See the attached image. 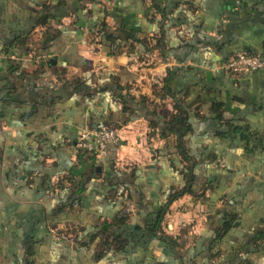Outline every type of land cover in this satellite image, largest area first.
Listing matches in <instances>:
<instances>
[{"label":"crops","instance_id":"crops-1","mask_svg":"<svg viewBox=\"0 0 264 264\" xmlns=\"http://www.w3.org/2000/svg\"><path fill=\"white\" fill-rule=\"evenodd\" d=\"M112 1L128 27L138 31L139 36L152 35L155 23H149L144 15L148 0ZM158 1L168 9L173 6L171 13L175 15L180 7L191 9L187 15L192 19L185 28H168L167 46L171 49L166 58L156 49L143 53L136 45L132 54L125 51L108 56L99 44L87 43L94 36L83 37L84 41L68 39L71 29L61 32V41L53 45V51L40 55L38 46L30 43L41 29L38 25L32 28L31 23L35 4L41 0H0V49L9 51L11 59L0 61V264H182L169 246L145 235L137 227L139 222L130 219L124 225L129 235L125 236L127 243L122 251L106 250L99 238L85 245L75 243L73 238L63 241L55 236L54 229L64 226L78 234L94 231L100 221L52 226L47 218L51 206H55L51 191H56L59 184L71 188L79 180L75 177L69 183L68 173L76 164L74 141L88 125L91 104L80 103L76 95L56 100L50 83L57 85L63 78L82 75L77 64H64L78 56L90 61L93 72L132 74L135 80L130 83L131 92L145 96L149 102L154 97L151 83L160 82L166 69L206 68L211 62L206 70L213 73V98L223 101V115L228 119V139L217 145L223 146V163L228 168L225 183L210 187L205 201L191 202L188 196L178 199L170 205L162 225L169 236L181 235L178 251L183 264H264V70L237 77L215 70L222 66L226 54L264 52V0ZM106 21L111 30L121 22L111 16ZM203 37L215 39L222 47L211 48L208 44L205 48L195 42ZM179 38L192 39L197 55L188 57ZM137 50L140 52L135 53ZM142 56L149 60L140 62L137 57ZM156 56L160 60L151 63ZM52 58L54 62H50ZM39 63H43L44 70L36 74ZM15 64L22 70L11 69ZM63 66L59 74L54 72ZM146 81L148 91L140 88ZM157 96L153 103L160 102L161 96ZM148 127L145 119L122 126L121 135L127 144L117 148L116 162L117 166L129 162L146 167L140 185L156 207L172 178L159 165L148 164L156 148L165 142L159 137L158 144H154ZM124 155L131 159L126 160ZM224 195L228 199L222 203L219 198ZM84 210L87 212V207ZM114 210L116 207H105L103 213L112 216ZM222 213H228V231L214 239Z\"/></svg>","mask_w":264,"mask_h":264},{"label":"trees","instance_id":"trees-1","mask_svg":"<svg viewBox=\"0 0 264 264\" xmlns=\"http://www.w3.org/2000/svg\"><path fill=\"white\" fill-rule=\"evenodd\" d=\"M148 1L147 9L143 5L144 15L149 23H155L156 28L152 30L150 36H139L138 31L123 22L122 13L114 7L112 0H41L40 3L35 4L33 13L35 18L31 19L32 28L38 25L41 29L39 35H35L30 44L38 46L40 55L46 54L53 51V45L59 44L62 31L71 29L73 33L68 39L76 40L75 33L82 34L85 29V37L93 38L94 36L97 44L108 56L122 52L127 45L130 46L132 54L136 45L138 49L142 48L143 53L156 49L166 58L171 49L167 46L170 39L168 28H171V25L185 28L192 17L187 15L189 8L183 10L180 7L175 15L171 13L173 6L168 9L158 0ZM175 5L176 10L178 3ZM86 8H90L92 14L89 15L87 24L83 28L82 16ZM30 11H33L31 5ZM108 16L121 20L113 30L110 29L111 26L109 28L106 21ZM174 32L177 31L174 30ZM22 38L26 39L27 35ZM179 40L182 46L187 48V56L191 58L197 55L195 42L205 48L208 44L211 48L222 47L218 41L210 37H203V40L198 38L195 42L192 39L185 41L179 38ZM28 52L25 54L28 55ZM238 53L264 54V52ZM238 53L235 52L229 57L226 54L221 61L222 66L215 70L236 77L247 74L236 75L223 67L230 57ZM9 59L10 52L0 49V61ZM69 59L65 60L64 64H77L83 74L69 79L63 78L57 85L50 82L51 88L55 90L56 100L76 95L80 103L91 104L88 110V125L84 128L89 131L114 129L120 139L123 138L122 126L138 119H145L155 128L159 137L165 139V142L156 148L148 164L159 165L167 171L172 178V183L163 191L162 201L154 207L140 185V177L146 167L129 162L126 164L121 162L117 166V145H107L104 155H99L92 137L86 139L93 144L90 151L78 147L80 131L74 141L76 164L70 168L68 182L72 183L75 177L79 180L72 184L71 188H63L59 184L56 191H51L55 194L54 197L52 196V204L55 206L52 205L51 211L48 212V221L55 226L56 222L80 224L82 221L98 219L100 221L96 224L94 231L88 230L74 234V242L89 245L99 238V244L106 250L119 251L125 248L127 243L125 236L129 235L126 230L128 228L124 226L126 221L129 219L137 221L140 225L137 227L142 229L145 235L169 246L174 256L183 264V258L178 251L180 234L171 237L162 225L168 209L184 196H188L191 202L207 200L206 191L210 187L217 186L218 182L223 185L225 173L228 172V168L223 163L225 155L223 146L221 148L217 146L223 145L228 139V119L223 115V101L213 98V83L205 78L206 68L211 66V62L207 63L210 65L205 63L206 68L173 66L166 69L157 94L161 96V100L159 103H151L145 96H136L131 92L130 83L135 80L132 74L113 70L93 72L90 61L85 58L78 56ZM11 69L22 70L17 64ZM42 70L44 65L39 63L36 74ZM60 70H64V66L54 69V72L59 74ZM193 76L195 77L193 81L187 80ZM203 105L207 107L204 108ZM87 160L88 164H86ZM227 199V195L219 198L222 203ZM86 207L87 212L84 210ZM105 207H116V210L111 213L112 216H107L103 213ZM222 214L224 215L218 218L220 226L215 231L214 239H220L228 231V213ZM133 227L136 230L135 226ZM56 230L55 236L65 241V237L61 235L62 231ZM72 230L67 228L65 232L68 231L71 236ZM85 230L86 228L83 231Z\"/></svg>","mask_w":264,"mask_h":264},{"label":"built area","instance_id":"built-area-1","mask_svg":"<svg viewBox=\"0 0 264 264\" xmlns=\"http://www.w3.org/2000/svg\"><path fill=\"white\" fill-rule=\"evenodd\" d=\"M223 67L236 75L264 70V54L247 55L245 53H238L230 57ZM87 137L94 139L99 155H104L107 145H117L120 142V138L114 129L89 131L84 128L80 132L77 146L89 151L93 148V144L86 140Z\"/></svg>","mask_w":264,"mask_h":264},{"label":"rangeland","instance_id":"rangeland-1","mask_svg":"<svg viewBox=\"0 0 264 264\" xmlns=\"http://www.w3.org/2000/svg\"><path fill=\"white\" fill-rule=\"evenodd\" d=\"M122 5V4H121ZM127 7H131V5H126ZM96 7H97V5H96ZM123 7V6H122ZM92 14V11H91V9L90 8H86V9H84L83 10V16H82V21L84 22L82 25H83V28H85V26H86V24H87V20H88V18L90 17L89 15H91ZM88 16V17H87ZM109 28H110V26H109ZM85 30V29H84ZM83 30V33H85V31ZM83 33H82V35L80 34V33H75V37H76V40H83V37H85L84 35H83ZM84 41V40H83ZM94 41H95V39H93V40H91V41H88L87 43H90V44H97V43H94ZM127 52L128 54L131 52V48H130V46H126V47H124L123 49H122V52ZM140 56V55H139ZM138 58V60L140 61V62H143V63H146L149 59L147 58V59H145L143 56L142 57H137ZM102 59V58H101ZM157 59V60H156ZM158 60H160V57L159 56H156V57H154L153 59H152V61H150L151 63L152 62H155V61H158ZM102 61V60H101ZM156 75V74H155ZM159 75V73L156 75V76H158ZM141 87L140 88H142V89H147L146 91H148V82L146 81V82H143L142 83V85H140ZM151 90L153 91V93H154V97H152V100H150V99H148V100H150V102L151 103H153V101L155 100V95H156V97H158L157 96V94L159 93V90H160V82L158 81V82H154L153 84L151 83ZM147 131H149L148 132V134H149V136H150V138H151V141H153V140H155L154 141V144H158V140H159V135H157V132H156V130H155V128L152 126V125H150L149 124V127H148V129H147ZM122 139H124V138H122ZM122 139H120V142H119V144H117V148H119L120 146H122V145H126L127 143H126V140H122ZM138 147H140V146H138ZM130 151H132L131 149H130ZM140 151L141 152H144V149H140ZM126 154H129L128 152H126ZM125 156V155H124ZM126 160H128V159H131L129 156H125L124 157ZM145 183V182H144ZM145 186V185H144ZM149 186L150 187H153L154 186V184L153 183H150L149 184ZM182 203V202H181ZM57 224L58 223H60V222H56ZM61 224V223H60ZM68 228V226H64V227H61L60 228V230L59 231H62V233H61V235H63L64 237H65V239H71V238H73V235L74 234H76V233H74V229L72 230V234H71V236L69 235V233H68V231L67 232H65V229H67ZM132 228V227H131ZM58 229V228H57ZM55 231V233H57V230L56 229H54Z\"/></svg>","mask_w":264,"mask_h":264},{"label":"water","instance_id":"water-1","mask_svg":"<svg viewBox=\"0 0 264 264\" xmlns=\"http://www.w3.org/2000/svg\"><path fill=\"white\" fill-rule=\"evenodd\" d=\"M50 62H54V59H53V58L50 59ZM205 76H206L207 81H208V82H211L212 77H213V73H212V71H211V70H206V72H205Z\"/></svg>","mask_w":264,"mask_h":264}]
</instances>
